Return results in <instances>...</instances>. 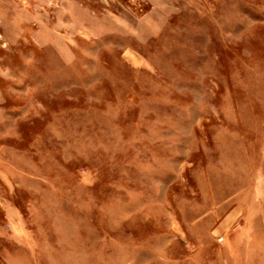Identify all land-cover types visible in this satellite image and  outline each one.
I'll use <instances>...</instances> for the list:
<instances>
[{"label":"rangeland","instance_id":"1","mask_svg":"<svg viewBox=\"0 0 264 264\" xmlns=\"http://www.w3.org/2000/svg\"><path fill=\"white\" fill-rule=\"evenodd\" d=\"M0 264H264V0H0Z\"/></svg>","mask_w":264,"mask_h":264}]
</instances>
